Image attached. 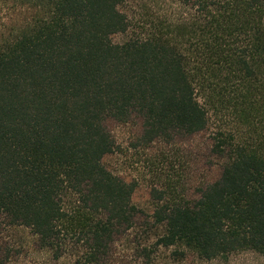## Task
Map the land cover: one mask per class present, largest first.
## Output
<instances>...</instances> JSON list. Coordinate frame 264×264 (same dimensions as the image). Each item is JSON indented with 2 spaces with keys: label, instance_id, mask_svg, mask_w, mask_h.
Wrapping results in <instances>:
<instances>
[{
  "label": "trees",
  "instance_id": "16d2710c",
  "mask_svg": "<svg viewBox=\"0 0 264 264\" xmlns=\"http://www.w3.org/2000/svg\"><path fill=\"white\" fill-rule=\"evenodd\" d=\"M126 1L0 0V264L264 256V0L147 2L138 28ZM108 120L202 174L147 212Z\"/></svg>",
  "mask_w": 264,
  "mask_h": 264
},
{
  "label": "rangeland",
  "instance_id": "374dc122",
  "mask_svg": "<svg viewBox=\"0 0 264 264\" xmlns=\"http://www.w3.org/2000/svg\"><path fill=\"white\" fill-rule=\"evenodd\" d=\"M162 1L158 0L157 3L152 2V0L126 1V4L122 7L128 15L131 27L138 28L140 19L145 14H156L146 5L147 2L158 8L165 6ZM9 16V9L0 5V27L8 22ZM125 37V35L117 34L113 37V40L120 42ZM136 123L120 124L112 120L106 122L108 129L120 145V151L108 156L105 162L126 180H135L137 182L138 186L133 195V202L149 212L151 201L148 190L150 185L170 184L175 186L177 190L182 191L183 189H188L192 180L198 178L202 171L191 163L189 152H186L188 145L186 141V147L181 150L175 162L172 165L168 164V166H162L160 162L157 163L153 160L155 149L152 150L141 146L133 148L131 143L134 142L135 134L138 131V124ZM17 236L19 237L20 235ZM182 264H264V256L253 251H241L222 258L203 260L193 254H188Z\"/></svg>",
  "mask_w": 264,
  "mask_h": 264
}]
</instances>
